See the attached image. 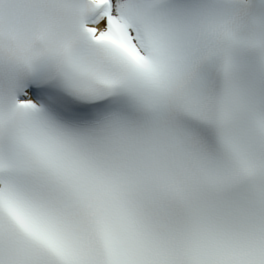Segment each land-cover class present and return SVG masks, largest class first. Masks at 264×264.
Segmentation results:
<instances>
[{
	"label": "snow or ice",
	"instance_id": "1",
	"mask_svg": "<svg viewBox=\"0 0 264 264\" xmlns=\"http://www.w3.org/2000/svg\"><path fill=\"white\" fill-rule=\"evenodd\" d=\"M0 264H264V0H0Z\"/></svg>",
	"mask_w": 264,
	"mask_h": 264
}]
</instances>
